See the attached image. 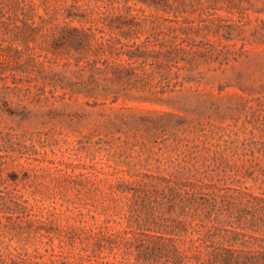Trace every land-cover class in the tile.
<instances>
[{"label":"rangeland","instance_id":"rangeland-1","mask_svg":"<svg viewBox=\"0 0 264 264\" xmlns=\"http://www.w3.org/2000/svg\"><path fill=\"white\" fill-rule=\"evenodd\" d=\"M148 175L217 208L166 234L178 211L128 190ZM218 247L264 264V0H0V264Z\"/></svg>","mask_w":264,"mask_h":264},{"label":"trees","instance_id":"trees-1","mask_svg":"<svg viewBox=\"0 0 264 264\" xmlns=\"http://www.w3.org/2000/svg\"><path fill=\"white\" fill-rule=\"evenodd\" d=\"M147 182L138 181L139 186H135V194L142 199L145 205L164 204L167 203L172 206L174 210L179 213L180 219L172 230L167 231L166 234L172 236L187 237V234L195 235L197 231L193 229V223L196 216L202 213L211 214L217 208V199L215 195L209 193L205 186L198 184L195 181L176 180L174 178H167L162 176L148 175L145 177ZM152 186L151 191L146 188ZM210 217V216H209ZM204 239L197 237L196 239L189 240L192 243H202ZM206 248L210 246L203 243ZM231 250L225 247L214 248L208 254V259H201L200 255L195 256L196 264H228L232 257ZM188 257H183V261Z\"/></svg>","mask_w":264,"mask_h":264}]
</instances>
